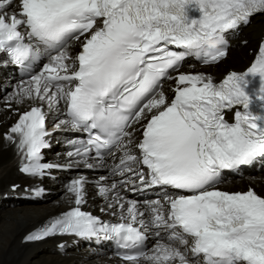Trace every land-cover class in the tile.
I'll return each instance as SVG.
<instances>
[{"label":"snow or ice","instance_id":"6c2138e0","mask_svg":"<svg viewBox=\"0 0 264 264\" xmlns=\"http://www.w3.org/2000/svg\"><path fill=\"white\" fill-rule=\"evenodd\" d=\"M256 15L264 0H0V59L39 64L11 97L31 106L3 137L19 171L54 167L42 162L53 111L64 117L55 129L86 134L70 141V157L113 161L98 187L114 193L116 222L82 210L88 181L77 176L67 185L74 206L25 241L114 240L121 264H264V195L218 187L225 170L264 160V41L246 71L219 82L180 71L189 58L218 64L226 37ZM137 187L160 194L121 195Z\"/></svg>","mask_w":264,"mask_h":264},{"label":"bare ground","instance_id":"6f19581e","mask_svg":"<svg viewBox=\"0 0 264 264\" xmlns=\"http://www.w3.org/2000/svg\"><path fill=\"white\" fill-rule=\"evenodd\" d=\"M263 21L264 15L254 16L250 25L240 27L238 37L231 40L232 46L227 58L232 55L236 60L241 57L240 60H234L229 65L221 64L223 61H220L215 66L190 69L209 72L214 79H219L228 69H243L249 63L252 55L243 53L241 41L247 38V31H255ZM262 29H264V24H261L260 31L256 34L257 40L262 35ZM254 38L249 37L247 39V47L256 45L257 40L255 41ZM70 50L74 51V49ZM227 58L225 57V59ZM190 69L185 67L182 71H189ZM4 70L7 71L8 69L4 68ZM18 84L20 83L15 78L9 79L8 74H6L2 85L4 89H9V91H6L3 96H1L3 93L0 92V264H121L109 255L107 244L85 248L82 247V241L71 235H56L37 242L25 241L27 233L38 230L50 220L66 212L68 207L74 206L71 195L67 192V185L72 179L77 176L92 179L94 176L87 173L84 167L73 178L69 174H58L54 180H46L37 176H23L21 174L19 171L21 155L13 144L3 138L4 134L18 120V113L24 112L31 106L30 101L25 100L23 103H16L15 100L11 99ZM57 119H62V116L53 111L49 113L47 122L48 124L55 123ZM76 136L77 133L73 129L62 127L56 134L47 137L49 148L55 150L52 157L70 163L76 162L77 157L68 155L72 151L73 145L70 141H74L72 138ZM46 155H52L50 150L42 151V156ZM79 166H83V164L81 163ZM103 174L106 175L104 172L98 175ZM109 181H111L110 178L106 182L109 183ZM51 185H54V189L49 187ZM247 186L253 187L254 191L264 195V173L254 178L247 177L245 180L233 181L230 188L243 190ZM85 188L87 201L82 205L83 209L98 212V208L101 211L110 203L105 196L97 193L90 194L88 185ZM32 192H38L41 198L29 199ZM8 203L15 205V207L6 208L5 205Z\"/></svg>","mask_w":264,"mask_h":264},{"label":"rangeland","instance_id":"374dc122","mask_svg":"<svg viewBox=\"0 0 264 264\" xmlns=\"http://www.w3.org/2000/svg\"><path fill=\"white\" fill-rule=\"evenodd\" d=\"M252 34H253V33H252ZM243 53H245L244 50H243ZM243 53H242V55H243ZM240 59H241V57H240ZM240 59H238V60H240ZM234 60H235V59H234ZM238 60H236V61H238ZM230 61H231V60L228 59V62H230ZM233 62H234V61H233ZM216 69H217V68H216ZM2 100H3V99H2ZM0 110H1V105H0ZM80 172H81V171H80ZM53 186H54V185H53ZM53 186L51 185V186H49V187H51V189H54ZM63 186H65V185H63ZM41 203H42V202H41ZM35 205H38V204H35ZM39 205H40V203H39ZM5 207H6V208H12V207H15V205L11 206L10 204H9V205L6 204Z\"/></svg>","mask_w":264,"mask_h":264}]
</instances>
